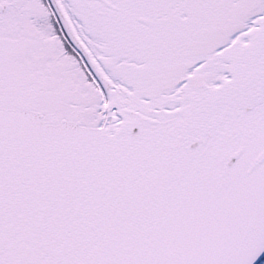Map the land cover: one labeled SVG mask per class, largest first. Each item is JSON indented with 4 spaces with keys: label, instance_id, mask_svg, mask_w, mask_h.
<instances>
[{
    "label": "snow or ice",
    "instance_id": "6c2138e0",
    "mask_svg": "<svg viewBox=\"0 0 264 264\" xmlns=\"http://www.w3.org/2000/svg\"><path fill=\"white\" fill-rule=\"evenodd\" d=\"M0 264H264V0H0Z\"/></svg>",
    "mask_w": 264,
    "mask_h": 264
}]
</instances>
